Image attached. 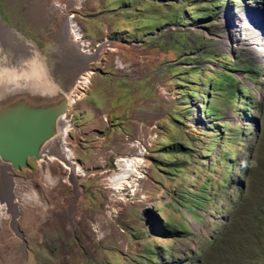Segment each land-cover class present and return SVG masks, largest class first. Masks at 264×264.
Masks as SVG:
<instances>
[{
  "label": "rangeland",
  "instance_id": "374dc122",
  "mask_svg": "<svg viewBox=\"0 0 264 264\" xmlns=\"http://www.w3.org/2000/svg\"><path fill=\"white\" fill-rule=\"evenodd\" d=\"M0 17L75 98L69 164L43 151L58 129L45 158L0 161V264H264V0H0ZM135 142L142 178L119 199Z\"/></svg>",
  "mask_w": 264,
  "mask_h": 264
},
{
  "label": "bare ground",
  "instance_id": "6f19581e",
  "mask_svg": "<svg viewBox=\"0 0 264 264\" xmlns=\"http://www.w3.org/2000/svg\"><path fill=\"white\" fill-rule=\"evenodd\" d=\"M78 1H81V0H78ZM56 6H59V5L56 3ZM61 8L62 7H60V9ZM242 14L244 16V21L246 20L245 18H247V22L245 21L243 23L245 24L247 23V25L251 23H255L256 25H258V27L259 26H261V28L263 27L261 24L262 22L260 21V17L262 16L261 12L246 10ZM231 22H232V16L231 15L229 17L227 16L226 21L223 25L224 29L228 28ZM245 24L239 23L238 26H242ZM66 31L69 37H74V41L79 42V48L83 49L85 47L86 41L83 40L82 38L81 28L78 22L73 19V16H68V18L66 19ZM21 39H20V35L14 29L10 27H5L2 25L1 17H0V51H1V48L5 45L10 46L12 48V52L10 54L0 57V109L3 108L6 111V109L8 110L9 106H12L14 103L18 101L27 102L32 106L34 105L38 106L39 108H42L43 111L45 109L47 111L48 116L43 115L44 117L43 121H45L46 123L44 124L42 129H45L47 132H49V130H52L51 134H54V132H56V130L58 129L62 132V135H60L57 138L59 141L57 139H54L53 141L50 140L49 143H47V145L45 146L43 150L44 154L48 155L49 156L48 158L50 160H52L55 156L63 157L65 161L68 159L72 160L74 156H73V153L71 152V149L67 147V144L65 142V136H64V134L67 132V129H69L67 128L69 124L67 122H63L62 120L64 118L65 109L73 102L75 98L73 96L68 97V96L62 95L61 92L58 90L57 86L53 83V80L42 75L41 72L45 68L44 57H42L40 52L36 50L34 44L33 46L31 43L27 42L26 40L22 41ZM66 40H67V43L71 44V41H69L68 38H66ZM221 42L222 44L228 45V39H226L225 36H224V39L221 40ZM66 46L67 45L65 44V47ZM86 51H85V55L86 53L88 54V52ZM77 58L75 57V59ZM79 58H81V56ZM86 60H88V58ZM89 76L90 75L88 74L81 76V80L78 81L79 84L81 85L87 84L89 80ZM58 102L60 104L59 109H57L58 114L56 117L51 116L50 114L52 113V111H54V109H52L50 106L55 105ZM22 111L23 110H21V112ZM0 121H2L1 116H0ZM198 121H199L198 118L197 120H195L194 123L193 121H191L193 124L192 130L196 131V128H197L196 123H198ZM58 125H60V127ZM1 136L2 134L0 132V141H1L0 142V161L2 160L5 163H8L11 165L12 161L14 160L13 159L14 155L12 153V147L14 146L10 144H6L2 140ZM37 139L38 137L34 138V140L32 141L33 146L34 144H36ZM137 143L138 142L131 143V145H128V146L136 147ZM140 150L141 151H139V147L137 146L135 149L137 153L136 152L135 154L128 153L129 155H127L126 157H123L122 159L121 158L118 159L116 163L118 166V171L110 175L109 188L115 192L116 197H119V199H122L124 197L123 193L121 192L124 187L126 186L127 187H137L138 186L137 180L142 178V175H141L142 171L140 169L144 166L141 163L142 155H143L141 147H140ZM69 163L70 162H68L67 164ZM1 166H0L1 172L5 173L6 172L4 171L5 167L2 166L3 167L2 168ZM75 171L78 173H81V169L79 167ZM45 173L46 174L44 178L47 179L46 181L49 180L50 182V180L53 179L51 176L52 174L50 175L49 171H46ZM0 182L2 183V181ZM6 185H7V188L9 189V190L7 189L8 191H14L17 186V183L15 180H12ZM19 192L21 193V191ZM32 194H34V197L35 195H37L34 192H32ZM32 194L29 193V195H32ZM26 197H28V195ZM31 199H34V198L31 197ZM26 200H28V198H26ZM31 202L32 201H30L29 204H31ZM4 205L6 204L4 203ZM14 206H13V209H14Z\"/></svg>",
  "mask_w": 264,
  "mask_h": 264
},
{
  "label": "water",
  "instance_id": "95a60500",
  "mask_svg": "<svg viewBox=\"0 0 264 264\" xmlns=\"http://www.w3.org/2000/svg\"><path fill=\"white\" fill-rule=\"evenodd\" d=\"M59 105L58 102L50 106L54 109L50 114L51 116H57ZM2 109H0V116L2 117V121H0L1 137L6 144L14 146L12 147L14 160L11 166L15 168H18L20 164L26 166L28 156L33 155L38 159L42 157L43 155L39 153L40 146L53 135L51 134L52 130L48 129L49 132H47L45 129H42L46 123L43 121V115L48 116L47 111L44 108L43 111L38 106H32L22 101H18L12 106H9L6 111ZM21 110L23 111L21 112ZM37 137V142L33 146L32 141Z\"/></svg>",
  "mask_w": 264,
  "mask_h": 264
},
{
  "label": "flooded vegetation",
  "instance_id": "af4514ba",
  "mask_svg": "<svg viewBox=\"0 0 264 264\" xmlns=\"http://www.w3.org/2000/svg\"><path fill=\"white\" fill-rule=\"evenodd\" d=\"M62 121H63V122H67V121H65V120H64V118H63V120H62ZM69 125H70V124H69ZM56 139H57V138H56ZM50 140H52V141H53L54 139H52V138H51ZM57 140H58V139H57ZM58 141H59V140H58ZM53 143H54V142H53ZM62 158H63V157H62Z\"/></svg>",
  "mask_w": 264,
  "mask_h": 264
},
{
  "label": "clouds",
  "instance_id": "9594fccd",
  "mask_svg": "<svg viewBox=\"0 0 264 264\" xmlns=\"http://www.w3.org/2000/svg\"><path fill=\"white\" fill-rule=\"evenodd\" d=\"M243 163V162H242Z\"/></svg>",
  "mask_w": 264,
  "mask_h": 264
}]
</instances>
